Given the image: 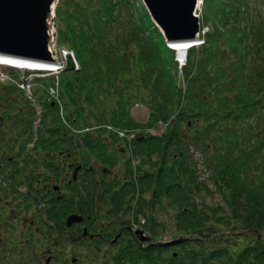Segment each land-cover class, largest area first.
I'll return each instance as SVG.
<instances>
[{
    "label": "trees",
    "instance_id": "16d2710c",
    "mask_svg": "<svg viewBox=\"0 0 264 264\" xmlns=\"http://www.w3.org/2000/svg\"><path fill=\"white\" fill-rule=\"evenodd\" d=\"M118 1L61 0L57 9L59 41L75 51L80 69L60 74V90L68 122L62 123L57 109L49 103L47 111L52 118L44 121L49 133H42L39 138L53 139L58 136L64 139L66 173L71 163H93L101 168L109 157L117 155L111 150L110 143L104 141L108 137H112L114 145L118 141L125 153L131 152L133 158H139L140 163L129 168L126 178L119 177L115 183L108 182L106 178L101 183V176L96 177L93 171L82 173L79 177L81 181L75 183L73 197L70 196L69 203L64 201V205H67L64 214L84 212L86 209L95 212L100 203L104 204L101 209H111L116 216L121 212L127 213L132 226L139 225L149 232L152 242L145 247L133 242L130 249L122 248V253L117 257L119 261L123 259L122 262L264 264V138L253 144L250 141L254 135L252 130L264 122V96L254 98L264 91V87L263 81H247L244 78L248 64L252 66L248 74L262 75L264 79V16L261 13L258 19L256 14L251 15L250 0H218L215 4L205 1V11L208 7L210 17L216 18V24L207 35L205 44L189 51L184 67V89V82L172 72L177 67L174 51L166 46L163 36L147 13L139 16L136 9L133 10L136 21L126 31L128 34H121L120 42L114 47L116 54L103 44L102 36L114 20L112 12L116 10L114 8ZM223 18L224 22H221ZM118 25L119 22L116 23ZM222 42L230 47L229 58L225 60L229 66L237 68L228 70V74L220 69L211 76L210 64L225 55L218 51ZM133 44L138 49L136 53H129V45ZM126 53L132 55L130 63L132 59L136 61L137 57L140 61L130 70L132 77L128 80L130 86H137V91L132 88L112 90V95L113 92L121 95L116 98L117 104L111 112L106 110L108 114L105 117H109V122L121 129L138 131V137L132 141L121 140L112 133L102 134L101 130L77 134L74 129L94 123L93 117L90 121L86 120V114L93 113L88 107L96 106L100 90L106 91L104 85L112 84L111 75L121 72L119 66L123 65V61L119 57L123 60ZM224 75L232 77L233 81L236 75L239 86H245L248 82V89L245 91L240 87L234 91L235 85L224 81L216 91L212 82ZM10 89L14 91L18 88L11 86ZM143 89L148 94L145 95ZM75 94L79 97L78 101L69 100ZM233 95L234 100L228 99ZM214 96L221 98L218 104L213 101ZM86 100L87 103L83 104ZM139 102L150 106L146 123L139 122L130 114L131 107ZM34 117V111L29 116L17 117V124L20 127L23 124L26 127H22L24 132H29L28 141L32 140ZM192 118L195 121L205 120L200 127L203 133L195 135V142H200L203 134L210 136L216 132H226L230 137V146L226 148L229 157L238 158L240 154L236 169H228L231 176L227 174V179L217 182L215 189L199 181L196 168H192L182 150L186 142L184 137L188 135H180L182 124L191 125ZM96 120L104 121L99 117ZM160 123L167 125L166 132L161 136L144 134V130L155 128ZM225 123H230L232 132L236 130L241 134V140L238 134L234 133L236 137L233 138L223 129ZM28 141L20 153L25 152ZM50 146L51 150L59 147L56 143ZM10 147L15 148L14 145ZM176 147L181 152L175 154L171 163L168 160L170 149L176 151ZM152 155L158 157L156 164L144 169L149 165V160L154 161ZM214 192L221 197V201L211 199L210 203L207 198ZM160 213L165 216L161 217ZM142 220L145 221L142 223ZM240 229L256 231L258 236L236 256L225 244L228 234L238 233ZM169 233L172 235L166 239Z\"/></svg>",
    "mask_w": 264,
    "mask_h": 264
},
{
    "label": "flooded vegetation",
    "instance_id": "af4514ba",
    "mask_svg": "<svg viewBox=\"0 0 264 264\" xmlns=\"http://www.w3.org/2000/svg\"><path fill=\"white\" fill-rule=\"evenodd\" d=\"M9 119L6 113L0 115V264H98L100 255L110 263L117 251L139 242L127 213L116 216L111 209H101V203L95 212H77L83 216L80 222L69 225L68 215L64 219V194L74 193L82 173L97 169L101 183L104 178L115 183L127 177L130 153L123 160L119 154L109 158L101 168L71 163L74 174L69 178L63 138H34L27 142L29 152L20 153L28 133L19 125L12 132ZM54 143L59 147L51 150L48 146ZM5 145L15 146L11 154Z\"/></svg>",
    "mask_w": 264,
    "mask_h": 264
},
{
    "label": "rangeland",
    "instance_id": "374dc122",
    "mask_svg": "<svg viewBox=\"0 0 264 264\" xmlns=\"http://www.w3.org/2000/svg\"><path fill=\"white\" fill-rule=\"evenodd\" d=\"M133 3L131 2V0H120V3L117 4V6H115L113 10L112 14L114 16V20H112V22L110 23V27L108 28V31L106 33L103 34L102 36V41L103 44H105L106 46H108L107 48L109 50H111L114 54H116V50H115V46L120 42L121 38V34H123V32H126L128 30V28L132 25V22L130 20L131 18V11L133 10V7L136 5H143L141 0H132ZM207 2H210L211 4H215L218 2V0H206ZM207 4V3H206ZM250 11H252L254 13V15L256 14V18H260V14L262 13V15L264 16V0H254V5L253 3L250 4ZM249 13V11H248ZM211 12L209 11V8H206L205 11V7H203L202 9V14L204 16V20H205V25L208 26L210 23H216V18H214L213 16L210 17ZM248 15V14H247ZM253 15V14H251ZM253 15V16H254ZM116 17V19H115ZM226 19V18H225ZM227 20V19H226ZM119 22V25L116 26V23ZM221 22H224V18L221 20ZM234 22V21H232ZM231 22V23H232ZM236 22V21H235ZM229 23V24H231ZM121 24L123 26H121ZM114 25V26H113ZM126 25V26H125ZM223 25V24H222ZM62 26V25H61ZM59 28V26H58ZM58 33L59 30H58ZM124 33V34H125ZM115 44V45H114ZM114 45V46H113ZM261 45V44H260ZM66 46V45H65ZM129 49L128 52L129 53H136L137 49L135 44L133 45H129ZM60 48V47H59ZM229 45L224 44V42L220 43L219 45V50L222 53H224L225 55L221 57V59L219 60H214V62H212L210 64L209 67L210 68V73L211 76L220 72V69H223L224 72H226L225 74H228V70H233L236 69V66H229L227 60H225V58H229L228 56V50H229ZM62 50V49H61ZM129 53H126V56L123 60H121L122 58L119 57L120 61H123L122 64L119 66V69L121 70L120 73H117L115 75H111L110 80L112 79V84H107V86L104 85V87L106 88L105 90H100V94H98L99 98L97 97V101L98 103L95 105H89L88 108H90L89 110H93V113H87L86 114V120H91L92 117L95 118L94 119V123L91 124V126H85L89 127V131L87 132H91V131H98L97 129L103 131L102 134H108L109 135V131L105 128L107 127H113L115 129H118L117 125L111 124L109 121V117H105L107 113L106 110H109L111 112L112 107L116 106L117 104V99L119 95H121V93L117 94L115 92H113L112 95V90H118V91H125V90H129L128 88H132L134 91H137V86H130V83L128 82L129 78L132 77V75L129 74L130 70L138 63H140L138 57L135 61V59H132V62L130 63L131 57L132 55H129ZM234 58V57H231ZM129 59V61H128ZM80 62V61H79ZM3 68V67H2ZM252 66L248 65L246 66L245 70H244V78L245 80L249 81L252 79H257L260 81H263V87H264V79H262V75L257 76V75H253L252 74H248L247 71H249V69H251ZM4 71H8L11 72L10 69L8 68H3ZM128 70V72H124L126 70ZM176 69V70H175ZM175 69H172L173 74L175 73L176 76L179 75V77L181 78L182 81H184V78L182 77L181 71L180 69H178L177 67ZM138 71L140 72V69L138 68ZM184 71V75H185V69L183 68ZM125 73V74H123ZM226 76V77H225ZM237 76H234V81L232 77H229L228 75H224L220 78H218L217 80L212 82V87L217 88L216 91L219 89L220 85L222 82L226 81L228 84L230 85H235L234 86V91H236L237 89H239L240 87H243L244 90L246 91L248 89V82L246 83L245 86L238 84L237 81ZM42 81V84L40 87H37V89L35 91H33L34 95H36V99L38 101L42 102V106H45L48 109V104L49 101L52 99V96L48 95V91L46 90V88H44L43 86H45V81L36 79L35 82H39ZM118 82V83H117ZM1 83H4V80H1ZM7 85V83L5 84ZM12 84H8L6 87L3 84H0V107L3 106V108H5L6 110H4L3 112H1L0 109V115L4 114V113H11L12 116H14L13 118H17L20 116V118H23V116H29L31 115V111H34L33 108V104H31L27 98H26V94L24 91H22L21 89H17L12 91V89H10ZM112 86V87H111ZM130 86V87H129ZM99 88V85L97 86V89ZM183 88H185L184 84H183ZM108 90V91H107ZM145 92V95L148 94L147 90L143 89ZM79 92V91H78ZM24 93V94H23ZM77 94V92H76ZM74 96V98L69 97V100L72 99L73 102H77L79 97L78 96ZM116 95V97L114 96ZM264 96V91L260 92L258 95H256L254 98H258L260 99L261 97ZM147 97L150 98V95H148ZM235 96H229L228 99L234 100ZM213 101L218 104L221 101L220 97H213ZM87 103V100L85 102H83V104ZM213 103V102H212ZM148 103H137L134 106L131 107L130 109V114L139 122L142 123H146L149 117V112L151 111L150 106L148 105ZM213 105H215L213 103ZM65 106V105H64ZM216 106V105H215ZM263 107V106H261ZM260 107V108H261ZM87 108H85L86 110ZM49 113V111H45V113H42V119L41 122L35 127V129L38 131L42 130L43 128L41 127L42 125L44 126V121L45 120H51L52 115L49 113L46 115V113ZM36 113V112H35ZM67 111L64 107V123L68 122L67 121V115H66ZM61 115V114H60ZM110 115V113H109ZM45 116V118H44ZM101 118L104 121L100 122L98 120H96V118ZM11 118L9 120V125L12 127H15L17 125V120ZM193 119V118H192ZM193 121V123L191 122V125L187 126L186 124H182V128H181V132L180 135L183 137L184 134H188L187 136L184 137V140L186 141L184 143V148H182V150L185 152V155L188 157V159L191 162L192 168H196V177H199V181H203L206 183V185H209V187H211L212 189L216 188V183L217 182H222L225 179H227L228 175L231 176V174H228L230 170H234L236 169V164L238 163V159L240 158V154L237 158V156L230 158L228 155V150H226V148H228L229 145V141H230V137H228V134L226 132H216L210 136H206L205 134H203L204 138L201 139L200 142H195L194 141V137L196 134H202L203 132L200 131V127L203 125L204 123V119H199V121H195L194 119L191 120ZM59 123V121H58ZM225 126L223 127L224 130H226L229 135L231 137H236L234 135V133L238 134V139L241 140L242 136L240 133L236 132V130L232 132L231 130V125L230 123H225ZM165 126H167L165 123H160L158 126H156L155 128H150L151 130H144V134L147 135V133H150L151 135L154 136H161L163 133H165L167 130V128H165ZM48 127V126H46ZM45 127V128H46ZM5 128L7 129L8 126H5ZM44 128V130H45ZM35 131V130H34ZM100 133V132H97ZM252 133L254 134L251 138V144L260 141V139L264 138V122H262L260 125L257 126V129L254 128L252 130ZM79 134V133H77ZM40 136V135H38ZM37 136V137H38ZM183 139V138H182ZM104 141L107 143H110V148L111 150H117V154H119L120 159L123 160L127 154H125V152H122L121 149V145L119 147L114 145V142L108 137L104 139ZM247 148H249V145L247 146ZM176 151H174L172 148L170 149V155H169V162L173 163V157H175V154L180 153L181 151L178 149V147L175 148ZM241 154H243L241 152ZM154 161L151 162L149 160V167L146 166L144 169H148L151 167V165L156 164V161L158 159V157L156 155H152ZM111 158V157H109ZM151 158V157H150ZM260 158V157H259ZM158 167V166H157ZM231 172V171H230ZM228 174V175H227ZM227 194V193H226ZM211 197V198H210ZM208 201L210 203H212L211 199H216L217 201H221V197L217 194V193H213L212 196L209 195V197L207 198ZM104 209V208H103ZM161 212V211H160ZM160 216L163 217L165 216L164 214L160 213ZM173 221V219H172ZM241 231H239L238 233H229L227 237L228 242L225 245L230 246L231 252L234 255H238L240 254V252L245 249L246 247H248L249 245H251L254 242V238H256V236H258V232L254 231H247L246 229H240ZM228 233V232H226ZM146 235H149V232H146ZM166 235V234H165ZM164 235V236H165ZM172 235V233H169L165 236V238H170ZM232 235V236H230ZM261 236V235H260ZM164 240V239H162ZM232 247V248H231ZM95 249H92L91 251H93ZM90 252V250H89ZM93 255V254H91ZM103 256L100 255V258H98L99 262L98 264H116L113 261V257H110L109 261L110 263L106 262L103 260Z\"/></svg>",
    "mask_w": 264,
    "mask_h": 264
},
{
    "label": "water",
    "instance_id": "95a60500",
    "mask_svg": "<svg viewBox=\"0 0 264 264\" xmlns=\"http://www.w3.org/2000/svg\"><path fill=\"white\" fill-rule=\"evenodd\" d=\"M151 16L168 41L196 38L198 0H145ZM56 0H0V53L20 59L56 61L53 8ZM72 53L65 70L75 69ZM81 220L72 214L68 224ZM140 233H143L140 231ZM142 240H150L142 237Z\"/></svg>",
    "mask_w": 264,
    "mask_h": 264
},
{
    "label": "bare ground",
    "instance_id": "6f19581e",
    "mask_svg": "<svg viewBox=\"0 0 264 264\" xmlns=\"http://www.w3.org/2000/svg\"><path fill=\"white\" fill-rule=\"evenodd\" d=\"M198 3H199V0L197 4ZM175 42H177L176 49H177L179 57L181 58L184 57L186 52H188L189 48H187L185 42L183 41H175ZM0 64L13 65V66L17 65V67L30 68V69L46 68L48 66L47 64H44V63L28 61L24 59H17V58H12V57L3 56V55H0Z\"/></svg>",
    "mask_w": 264,
    "mask_h": 264
}]
</instances>
